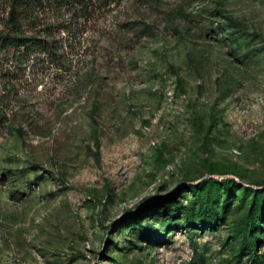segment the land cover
<instances>
[{
  "label": "rangeland",
  "instance_id": "obj_1",
  "mask_svg": "<svg viewBox=\"0 0 264 264\" xmlns=\"http://www.w3.org/2000/svg\"><path fill=\"white\" fill-rule=\"evenodd\" d=\"M85 2L0 48V264H264V0Z\"/></svg>",
  "mask_w": 264,
  "mask_h": 264
},
{
  "label": "trees",
  "instance_id": "obj_2",
  "mask_svg": "<svg viewBox=\"0 0 264 264\" xmlns=\"http://www.w3.org/2000/svg\"><path fill=\"white\" fill-rule=\"evenodd\" d=\"M85 0H0L2 19H0V48L19 49L25 53L36 51L46 57L61 56L55 43L63 44L61 39L54 40L48 34L50 26L40 30L37 24L38 13L44 8L84 10L88 8ZM50 8H47L50 9ZM64 29V24L59 25ZM42 31V35L39 33ZM189 188H191L189 186ZM250 249V248H249Z\"/></svg>",
  "mask_w": 264,
  "mask_h": 264
}]
</instances>
